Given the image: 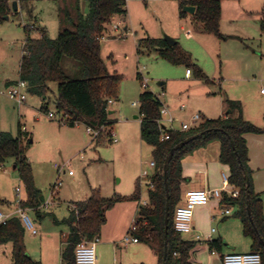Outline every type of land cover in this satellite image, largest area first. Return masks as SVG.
<instances>
[{
	"label": "rangeland",
	"instance_id": "1",
	"mask_svg": "<svg viewBox=\"0 0 264 264\" xmlns=\"http://www.w3.org/2000/svg\"><path fill=\"white\" fill-rule=\"evenodd\" d=\"M8 1L12 13L0 24V130L13 137L18 136L19 127L28 132L31 143L27 157L35 186L44 203L53 192L57 193L53 206L43 210V218L27 209L38 231L34 235L25 228L27 252L41 264H62L66 247L63 237L69 227L55 225L54 219L68 218L72 212L71 204L87 200L94 191L105 199L131 196L139 178L141 205L148 200L154 169L150 166L153 148L140 136V96L145 90L157 95L164 93L162 101L176 109L173 114L180 121L190 122L196 113L209 119L221 118L229 110L227 100H234L242 103L247 121L256 126L264 125V97L261 96L264 88V32L261 29L264 0L224 1L227 8L220 30L223 35L236 37L228 40L204 31L193 15L181 17L179 0H127L126 19L117 21L120 27L117 31L113 28L117 23L111 21L106 31L108 39L101 41L102 59L109 71L124 77L119 99H113V104H109V119L115 122L111 132L118 137L120 142L117 143L105 138L92 141L85 125L71 127L66 124L67 118L59 114L56 106L57 83H50L45 98L28 93L22 105L7 96L4 84L18 76L26 39L25 27L31 30L32 38H39L38 29L44 28L50 38L56 39L62 28L60 9L75 0ZM15 2L19 7L18 14ZM126 26L128 30H124ZM166 37L174 39L192 55L210 83L194 74L188 76L186 66L173 65L154 50L142 48L139 54L142 40H165ZM62 64L67 73L78 76L79 67L72 59L65 57ZM139 72L147 80V89L143 87ZM160 82L165 85H159ZM182 105L184 109H181ZM50 113L55 117L50 118ZM25 193L15 160L8 159L0 164L2 211L9 214L3 207L8 205L15 212L17 200L25 197ZM230 209L233 210L231 217H234L237 211L233 207ZM111 210L107 211L110 223L107 230L114 234L119 230L116 222L122 219L119 211ZM129 225L124 233L116 234V244L120 247L116 264H158L157 255L148 245L124 242V238L131 235ZM233 235V243L243 248L248 246L250 240L245 236ZM12 249V243L0 245V264H13ZM195 250L193 264H221L208 244H197ZM98 258L97 252V264H114L110 252L103 253L100 262Z\"/></svg>",
	"mask_w": 264,
	"mask_h": 264
},
{
	"label": "trees",
	"instance_id": "2",
	"mask_svg": "<svg viewBox=\"0 0 264 264\" xmlns=\"http://www.w3.org/2000/svg\"><path fill=\"white\" fill-rule=\"evenodd\" d=\"M83 5L88 9L87 12H84L86 8H83ZM185 6L196 8L193 19L202 24L204 31L221 40L236 38L221 33V0H179L181 17L188 14L183 11ZM11 13L10 2L0 0V24L5 22ZM114 16L126 19V0H75L73 4L60 9L62 28L56 39L50 38L44 28L38 29L39 38H32L31 30L26 26V39L19 71V80L28 84V92L31 95L45 98L50 91V83H57L56 106L59 114L67 118L66 124L71 127L83 124L94 129L103 127L104 130L100 132L97 140L105 138L109 142L111 129L115 124L109 119V100L119 99L124 77L109 71L102 59L100 39ZM261 29L264 32V18L261 20ZM142 48L154 50L159 57L173 65L186 66L191 74L205 83H210L192 55L182 49L179 43L170 46L164 39L148 38L139 43V54L142 53ZM65 57L77 64L78 76L66 72L62 64ZM138 76L140 77V74ZM227 106L231 113L226 117L209 119L202 116L200 124L189 131H163L158 124L161 117V102L149 90H145L140 96L142 117L140 135L142 140L153 148L156 169L151 177L154 188L149 191V204L147 206L140 204L135 236L139 238L140 243L148 245L155 252L158 264H163L166 243L168 247L166 264H193L191 254L196 242L184 240L174 227L176 208L182 201L181 185L186 180L182 175V159L213 140L220 141L219 160L229 167L230 184L240 192L238 198L229 199L224 195V200L233 201L239 206L236 216L243 224L244 236L250 238L251 252L259 253L264 264V205L259 195L254 192L252 172L248 165L249 149L245 138L246 134H264V127H258L244 118L240 101L227 100ZM45 110L47 111V106ZM164 133L168 135V139L162 138ZM199 134L202 135L199 139L191 141L174 153L169 163L167 191L163 172L167 157L176 146ZM30 143L28 132L21 127L17 137L0 130V164L8 159L15 160L27 194V199L21 203V207L32 210L39 218H43L41 207L44 202L40 190L35 186L32 167L27 157ZM140 191V180L137 181L136 189L131 196L117 195L105 199L99 192L94 191L90 198L76 203L77 213L72 211L68 218L61 221L54 219L55 225L65 224L69 227L68 234L63 237L66 247L62 253V263L76 264L77 246L100 236L107 222V211L121 202H141ZM168 194L167 226L165 220ZM25 233L26 229L21 219L13 216L5 225H0V245L12 243L13 264H41L28 254ZM210 246L221 250L222 243L216 240L212 241Z\"/></svg>",
	"mask_w": 264,
	"mask_h": 264
},
{
	"label": "crops",
	"instance_id": "3",
	"mask_svg": "<svg viewBox=\"0 0 264 264\" xmlns=\"http://www.w3.org/2000/svg\"><path fill=\"white\" fill-rule=\"evenodd\" d=\"M224 1L225 0H221L222 2L221 24L224 19L225 10L227 8L225 7ZM84 7L85 5H83V8ZM18 10H19V7H18ZM122 19L123 17L121 16H114L112 18V22L117 23L118 20H122ZM124 30H128V26H126ZM21 60H22V57H21ZM21 60L19 62L17 78L7 80L4 84L6 89L15 85L17 81L19 80ZM190 76H192V74H190ZM163 85H165V83ZM261 96L264 97L263 94ZM133 105L136 106L137 104L134 103ZM168 106L170 107L171 111L175 113L176 109H173L171 105H168ZM110 114H112V112H110ZM229 114L227 112H224L222 117H226ZM201 116L203 115L201 114ZM258 125H259L258 127H261V128L264 127V125H261V124H258ZM245 138H246L248 149H249V164L248 165L252 172L251 177H252L254 192L259 195L264 205V134H246ZM92 141H95V140H93L92 138ZM220 151H221L220 141L213 140L205 144L204 146L197 148L196 150L187 154L186 156H184V158L182 159V175L186 180L181 185L182 200L184 199L185 193L191 189L211 190V189H221L222 188L223 186L222 175L225 173L229 176L230 169L228 166L220 162L219 160ZM154 173H155V169H154V172L151 174V176H153ZM147 176H149L148 172H147ZM139 180L141 181V178H139ZM231 189L239 191V189L233 186H231ZM21 199L25 201L27 199V194L25 193V197ZM140 204H141L140 202H136V201H125V202L116 204L114 208H112V210L116 209L117 211H119V214L121 215L120 220L122 219V221L116 222L117 225L115 224V226L119 230L117 233L114 232V234L108 233L107 228L110 223H109V216L107 213L106 215L107 222L102 228V231L100 234V243L97 247V252L99 255L98 262H100V259L103 253L110 252L113 254L114 264L118 263L120 247L116 244L117 243L116 234H118L119 232L124 233L125 230L127 229V224H130L128 226V230H130L133 224L137 221L136 218H138ZM3 207L7 209L6 211L9 214H12L14 212L13 211L14 209H11V207H9L8 205H3ZM231 207L234 208V211L238 212L239 206L235 202L230 201V200L218 201L216 199H212L208 205L196 207L195 212H194V218H193V231L190 234H186V236L182 235V238L186 241H194L196 242V245L202 244L204 246L205 244H208L210 248H211L210 243L212 241H216V240L221 241L222 243L221 250H216V248L215 249L211 248L212 253H214L219 258L220 262H221L222 256L226 254L251 252L252 243H251L250 238L245 237L250 240L248 241L249 244L246 248L239 247L237 244L232 242L233 240H231L232 237L234 236L233 234H236L238 236L239 235L244 236L243 224L241 220L236 216V214L234 215V217H231L232 211H233L230 209ZM43 210L44 209H42V211ZM227 210L230 211L229 214L226 213ZM30 211L32 210H29V212ZM37 217L39 218L38 215ZM213 230L215 231L213 232ZM25 243H26V238H25ZM139 243H136V244H139ZM195 249H196V246L194 250L192 251L191 261H192V255L196 251Z\"/></svg>",
	"mask_w": 264,
	"mask_h": 264
},
{
	"label": "built area",
	"instance_id": "4",
	"mask_svg": "<svg viewBox=\"0 0 264 264\" xmlns=\"http://www.w3.org/2000/svg\"><path fill=\"white\" fill-rule=\"evenodd\" d=\"M127 1V0H126ZM114 30H119V25L113 26ZM107 31V30H106ZM108 39L106 32L101 36V41ZM140 76L143 80V87L145 89L148 88L147 80L143 77L142 73L139 72ZM191 71L187 70V75H190ZM0 93H2L0 91ZM7 96L15 101L18 105H22L27 100L28 95V84L25 81L18 80L17 83L7 89ZM261 94L264 95V88L261 90ZM157 99L161 102V117L158 120V124L163 131L166 130H174V131H189L195 127H197L201 120L202 116L200 113H196L192 116L190 122L180 121L173 112L170 107L162 101V97H164V93L162 95H157ZM109 104H113V100H109ZM185 106L182 105L181 109H184ZM50 118H54V114H49ZM178 124V125H177ZM104 130V128L94 129L92 127H87V132L96 140L100 135V132ZM162 138L168 139V135L166 133L163 134ZM119 141L118 137L111 132V142L117 143ZM150 166L156 169L155 163L152 161ZM70 175L73 173L70 171ZM147 175V172H145ZM223 186L221 189H191L188 190L184 199L181 203L178 204L175 212L174 218V227L176 232L181 235L190 234L193 231V218L196 207L205 206L210 203L212 199H216L218 201L224 200V195L231 199H236L239 197L240 192L238 190H232L231 184L229 181V176L227 174L222 175ZM151 189L154 188L152 181L150 182ZM19 192L20 189L18 188ZM57 197V193H52L50 198L42 205L41 209H49V207L53 206L55 199ZM22 199L19 198L17 200V208L13 215L4 213L0 208V225H5L7 221L13 217L17 216L21 219L25 228L32 232V234L37 235L38 231L35 228L34 222L28 215L27 209L21 207ZM149 204V200L144 201L142 206H147ZM70 210L78 212L77 205L71 204ZM227 214L230 213L229 210L226 211ZM137 231L136 222L130 228L131 235H128L124 238V242L128 243H139V238L135 236V232ZM215 230H213L214 232ZM199 238V237H198ZM100 243V236L94 238L92 241H84L79 244L75 250L76 264H97V247ZM221 264H262V257L259 253L248 252V253H230L222 256Z\"/></svg>",
	"mask_w": 264,
	"mask_h": 264
},
{
	"label": "water",
	"instance_id": "5",
	"mask_svg": "<svg viewBox=\"0 0 264 264\" xmlns=\"http://www.w3.org/2000/svg\"><path fill=\"white\" fill-rule=\"evenodd\" d=\"M14 8L15 10H18V6H17V3L15 2L14 3ZM183 11L190 14V15H194L195 14V11H196V8L194 6H185L183 8ZM9 17H6V20H8ZM165 40L167 41V43L170 45V46H174L177 44V42L172 39L171 37H166ZM164 83L161 82L159 83V85H163ZM227 113H231V110H228ZM202 135L199 134V135H196L194 137H191L189 139H187L186 141L182 142L180 145L176 146L174 149H172L171 153L169 154V156L167 157V160H166V164H165V167H164V178H165V185H166V189L168 191V170H169V163L174 155V153L176 151H178L179 149H181L182 147H184L185 145H187L188 143H190L191 141L193 140H197L201 137ZM232 145L233 147L235 148L234 146V143L232 142ZM247 182L249 183V178L247 177ZM247 202L248 204L250 203V195L248 194L247 195ZM249 214H250V211H249ZM168 222H169V194L167 195V205H166V220H165V223L166 225L168 226ZM166 237H167V231H166ZM167 255H168V247H167V243L165 245V252H164V261H163V264H166V259H167Z\"/></svg>",
	"mask_w": 264,
	"mask_h": 264
}]
</instances>
